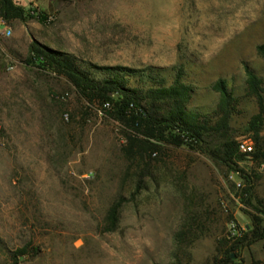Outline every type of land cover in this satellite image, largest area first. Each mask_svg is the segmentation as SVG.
I'll return each instance as SVG.
<instances>
[{
  "label": "rangeland",
  "instance_id": "1",
  "mask_svg": "<svg viewBox=\"0 0 264 264\" xmlns=\"http://www.w3.org/2000/svg\"><path fill=\"white\" fill-rule=\"evenodd\" d=\"M38 1L44 20L15 22L16 40L0 37V264H264V238H243L252 207L264 208V115L252 126L256 104L245 92V69L264 90V0ZM31 39L83 67L163 69L165 85L180 66L186 111L210 125L221 81L235 101L226 135L251 150L237 149L233 171L186 144L125 160L120 124L62 77L25 64ZM118 198L117 227L102 232ZM180 231L186 248L174 241Z\"/></svg>",
  "mask_w": 264,
  "mask_h": 264
},
{
  "label": "trees",
  "instance_id": "2",
  "mask_svg": "<svg viewBox=\"0 0 264 264\" xmlns=\"http://www.w3.org/2000/svg\"><path fill=\"white\" fill-rule=\"evenodd\" d=\"M28 9H23L11 0H0V19L4 24L13 21L24 22L30 18L38 21L44 20L39 12L36 16L28 14ZM256 54L264 60V45L256 47ZM25 64L35 65L45 69L57 77H62L88 106L97 105L103 115L114 120L122 126L124 131L125 146L122 154L129 162L142 161L150 158L159 149V144L170 143L174 146L182 144L203 146L211 157L221 161L228 171H233L235 161L240 159L237 154L236 142L226 135L227 124L234 111V99L221 81L215 84L219 93L216 105L217 119L213 124L207 121H198L196 114L186 111L185 106L190 97V88L181 81L182 68H173L174 76L170 84L161 73L163 69L146 68L133 70L124 67H94L81 63L72 55L50 49L34 39L27 48ZM95 72H101L103 78L94 77ZM139 76L141 86H129L128 80ZM245 92L252 97L256 104V114L252 117L251 124L262 120L264 115V90L261 81L251 71L245 69ZM147 84L146 87L144 85ZM174 133V134H172ZM253 143L256 153L253 159H259L260 147L258 146L257 131L253 133ZM204 151V150H203ZM147 174L143 170L136 182L135 195L139 189L141 178ZM126 202L118 198L107 208L104 216L102 232H112L118 224L119 209ZM254 214L251 216V228L243 238L256 242L264 238V208L252 207ZM189 231V230H188ZM186 232L175 235L178 248H186ZM0 250L3 245L0 240ZM37 252L36 248H31ZM233 250V247L228 251ZM27 247L17 249L15 254L23 255ZM228 252L224 256L228 257ZM225 259H227L225 257ZM17 257L13 256L9 264H16ZM212 264H227L226 261H215Z\"/></svg>",
  "mask_w": 264,
  "mask_h": 264
},
{
  "label": "crops",
  "instance_id": "3",
  "mask_svg": "<svg viewBox=\"0 0 264 264\" xmlns=\"http://www.w3.org/2000/svg\"><path fill=\"white\" fill-rule=\"evenodd\" d=\"M11 1L23 9H27V7L33 6L37 10L42 11V9L40 8V3H42L43 1H38V0H11ZM15 22L17 21H13L10 24H4L3 27H1V30L3 29L9 30L10 32L9 35H11L14 40H16V38L19 35L18 26L16 25Z\"/></svg>",
  "mask_w": 264,
  "mask_h": 264
},
{
  "label": "built area",
  "instance_id": "4",
  "mask_svg": "<svg viewBox=\"0 0 264 264\" xmlns=\"http://www.w3.org/2000/svg\"><path fill=\"white\" fill-rule=\"evenodd\" d=\"M28 14L31 16H36L38 14V10L30 8V9H28ZM3 25H4V23L0 19V27H3ZM9 33H10L9 30H7V29L0 30V37H6L9 35ZM6 70H11V66L10 65L6 66ZM237 149L240 152H249L251 150V147L249 145H246V143H244V142H239L237 144Z\"/></svg>",
  "mask_w": 264,
  "mask_h": 264
}]
</instances>
